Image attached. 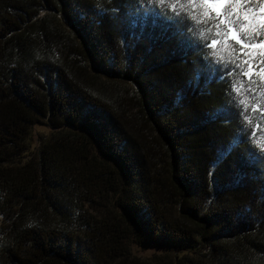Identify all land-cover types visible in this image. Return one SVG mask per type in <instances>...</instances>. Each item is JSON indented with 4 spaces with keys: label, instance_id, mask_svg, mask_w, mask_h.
Returning <instances> with one entry per match:
<instances>
[{
    "label": "trees",
    "instance_id": "16d2710c",
    "mask_svg": "<svg viewBox=\"0 0 264 264\" xmlns=\"http://www.w3.org/2000/svg\"><path fill=\"white\" fill-rule=\"evenodd\" d=\"M214 23L0 0V264H264V83Z\"/></svg>",
    "mask_w": 264,
    "mask_h": 264
},
{
    "label": "snow or ice",
    "instance_id": "6c2138e0",
    "mask_svg": "<svg viewBox=\"0 0 264 264\" xmlns=\"http://www.w3.org/2000/svg\"><path fill=\"white\" fill-rule=\"evenodd\" d=\"M202 20L214 21V35L204 47L216 53L223 45L235 56L233 70L240 69L249 84L258 76L264 83V0H186ZM180 3V0H177ZM222 29V30H221ZM222 37V38H221ZM220 60L224 58L219 57Z\"/></svg>",
    "mask_w": 264,
    "mask_h": 264
},
{
    "label": "rangeland",
    "instance_id": "374dc122",
    "mask_svg": "<svg viewBox=\"0 0 264 264\" xmlns=\"http://www.w3.org/2000/svg\"><path fill=\"white\" fill-rule=\"evenodd\" d=\"M48 131H49V128H48V126H46V125H44V124H42V125H38L37 127H36V136L38 137L39 135H43V134H46V133H48ZM135 249H136V253L138 254V255H141V256H143V257H151V256H153V255H155V254H160V253H163V252H161L162 250H160V249H156V250H146V251H140L139 252V250L137 249V246L135 247Z\"/></svg>",
    "mask_w": 264,
    "mask_h": 264
}]
</instances>
